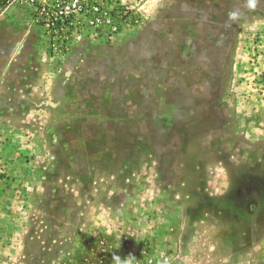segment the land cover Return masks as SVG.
<instances>
[{
  "label": "rangeland",
  "instance_id": "374dc122",
  "mask_svg": "<svg viewBox=\"0 0 264 264\" xmlns=\"http://www.w3.org/2000/svg\"><path fill=\"white\" fill-rule=\"evenodd\" d=\"M0 264H264V0H0Z\"/></svg>",
  "mask_w": 264,
  "mask_h": 264
},
{
  "label": "clouds",
  "instance_id": "9594fccd",
  "mask_svg": "<svg viewBox=\"0 0 264 264\" xmlns=\"http://www.w3.org/2000/svg\"><path fill=\"white\" fill-rule=\"evenodd\" d=\"M114 259H115V260H117V261H119V260H120V258H119V257H114Z\"/></svg>",
  "mask_w": 264,
  "mask_h": 264
}]
</instances>
